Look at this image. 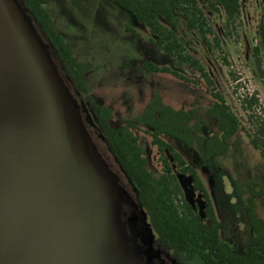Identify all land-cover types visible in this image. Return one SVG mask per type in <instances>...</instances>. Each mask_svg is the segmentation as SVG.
Returning <instances> with one entry per match:
<instances>
[{"label": "water", "instance_id": "water-1", "mask_svg": "<svg viewBox=\"0 0 264 264\" xmlns=\"http://www.w3.org/2000/svg\"><path fill=\"white\" fill-rule=\"evenodd\" d=\"M130 203L32 17L0 0V264H147Z\"/></svg>", "mask_w": 264, "mask_h": 264}, {"label": "rangeland", "instance_id": "rangeland-1", "mask_svg": "<svg viewBox=\"0 0 264 264\" xmlns=\"http://www.w3.org/2000/svg\"><path fill=\"white\" fill-rule=\"evenodd\" d=\"M37 29L50 46L51 53L68 87L81 105L83 120L96 145L112 170L120 177V184L131 201L138 204L140 185L131 180L109 149L105 141V131L97 114L85 94L80 93L63 69L52 43L32 13L26 0H20ZM169 2V0H166ZM215 32L222 39L223 52L210 50L201 36L189 31L185 17L177 13L173 22L161 21L186 35L190 42L189 52L201 61L218 90L239 116L246 127H251L248 113L244 110L235 92L236 82L231 76L234 71L250 93H257L264 109V75L258 69L254 48L261 44L260 27L264 22V0H241L242 25L232 37H226V17L224 12L216 13L209 6V0H199ZM46 8L52 14L59 33L65 38L69 48L80 61L93 62L96 69L86 74L90 92L94 100L111 107L114 127H120L126 119L134 120L142 115L147 104L157 95L176 109H189L196 104L209 126L204 128L207 136L217 132L208 109L214 98L212 89L201 74L190 65L175 64V59L151 43L152 33L127 10L112 0H54ZM127 27H130L131 31ZM230 63L228 66L224 59ZM263 68H264V56ZM168 66L178 70L193 83L180 80L167 73H147L146 62ZM149 157L150 169L160 173L163 169L160 152L153 145L152 138L144 131H137ZM195 166L209 191L220 221L229 222L231 227L226 240L241 252L254 244L253 229L247 224V215L234 190L232 178L242 185L256 180L264 189V158L242 131L232 139L230 153L220 157V167L214 163L202 162L197 148L189 147L175 139L167 138ZM170 156V154H169ZM176 171L178 168L173 164ZM189 201L198 206L205 216L206 201L203 193L196 190L190 175L178 173ZM258 213L264 218V196L257 199ZM142 221V220H141ZM140 221V222H141ZM144 224V222H143ZM153 246L163 256L167 264H180L169 249L154 240ZM193 264H203L197 260Z\"/></svg>", "mask_w": 264, "mask_h": 264}, {"label": "trees", "instance_id": "trees-1", "mask_svg": "<svg viewBox=\"0 0 264 264\" xmlns=\"http://www.w3.org/2000/svg\"><path fill=\"white\" fill-rule=\"evenodd\" d=\"M26 1L48 35L63 69L78 91L86 95L97 114L109 149L129 178L140 185L138 204L132 201L130 204L151 239L169 249L180 264H193L197 260L203 264H264V218L258 213L257 203V199L264 196L260 183L252 180L247 185H242L232 178L236 195L246 212L247 223L254 231L255 244L239 252L226 240L231 225L218 219L213 200L198 169L167 140L172 138L197 148L202 162L207 165L214 163L220 167L219 158L229 155L232 139L242 131L264 158V109L258 94L250 93L240 77L234 71L231 72L236 82L235 92L248 113L251 125L248 128L218 90L205 66L189 52L190 42L186 35H180L160 19L162 17L173 22L177 13H181L189 31L198 33L210 50L217 48L223 52L222 39L215 32L199 0L112 1L129 11L139 23L149 29L154 36L150 39L151 43L174 58L177 66L190 65L205 79L214 98L208 114L214 120L217 132L211 136L204 134V128L209 124L196 104L189 109H176L166 104L159 94L147 104L142 115L134 120L126 119L120 127H114L111 123L114 119L111 107L96 102L90 92L86 74L96 69L94 63L80 61L74 55L46 8L54 0ZM209 6L216 13L224 12L225 36L235 35L242 25L241 0H209ZM127 28L131 31L130 27ZM260 33L261 44L254 48V55L258 69L264 75V22ZM224 62L230 65L226 58ZM144 69L147 73H167L180 80L194 82L178 70L150 61L144 64ZM137 131L150 135L153 145L158 147L163 166L160 173L150 169L149 157ZM173 164H176L178 171ZM178 173L193 177L196 190L203 193L206 201L205 216L187 198Z\"/></svg>", "mask_w": 264, "mask_h": 264}, {"label": "flooded vegetation", "instance_id": "flooded-vegetation-1", "mask_svg": "<svg viewBox=\"0 0 264 264\" xmlns=\"http://www.w3.org/2000/svg\"><path fill=\"white\" fill-rule=\"evenodd\" d=\"M123 219L127 221L128 224H132L137 229L138 231L137 238H136L137 244L140 245L144 251V254L146 257V263L147 264H167L163 256L153 246L154 239L152 240L147 230L144 229L143 225L140 222L138 215L136 214V211L133 205L131 204L124 205ZM128 230H129V235L131 236L130 226L128 227Z\"/></svg>", "mask_w": 264, "mask_h": 264}]
</instances>
